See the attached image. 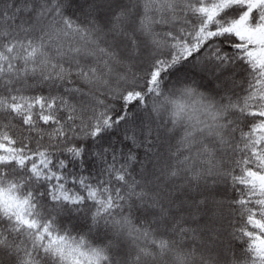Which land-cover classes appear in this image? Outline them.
<instances>
[{"label": "snow or ice", "instance_id": "snow-or-ice-1", "mask_svg": "<svg viewBox=\"0 0 264 264\" xmlns=\"http://www.w3.org/2000/svg\"><path fill=\"white\" fill-rule=\"evenodd\" d=\"M0 264H264V0H0Z\"/></svg>", "mask_w": 264, "mask_h": 264}]
</instances>
